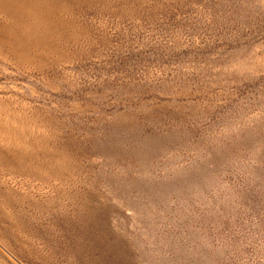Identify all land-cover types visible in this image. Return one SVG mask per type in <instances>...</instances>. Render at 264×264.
Instances as JSON below:
<instances>
[{
  "label": "rangeland",
  "instance_id": "1",
  "mask_svg": "<svg viewBox=\"0 0 264 264\" xmlns=\"http://www.w3.org/2000/svg\"><path fill=\"white\" fill-rule=\"evenodd\" d=\"M15 1L0 264H264V0Z\"/></svg>",
  "mask_w": 264,
  "mask_h": 264
},
{
  "label": "bare ground",
  "instance_id": "2",
  "mask_svg": "<svg viewBox=\"0 0 264 264\" xmlns=\"http://www.w3.org/2000/svg\"><path fill=\"white\" fill-rule=\"evenodd\" d=\"M3 1H8V0H2V1H0V2H3ZM39 1V0H38ZM25 2V1H24ZM13 3V2H12ZM16 3H18V4H16ZM15 7H18V9H20L21 10V12H25V10L26 9H23V5L20 3V0H16L15 2H14V4H13ZM38 7V6H37ZM14 12H16V11H14ZM1 13H3L6 17H8V18H11V15H10V13H9V11L6 9V10H3V9H1ZM17 13H19V12H17ZM12 19H13V17H12ZM11 19V20H12ZM1 30V29H0ZM2 32V31H1ZM4 33V32H3ZM1 34V33H0ZM2 38V37H1ZM17 40V39H16ZM12 42L14 41V40H11ZM19 41V40H18ZM18 43V42H17ZM6 46V45H5ZM15 46V45H14ZM14 49V48H13Z\"/></svg>",
  "mask_w": 264,
  "mask_h": 264
}]
</instances>
